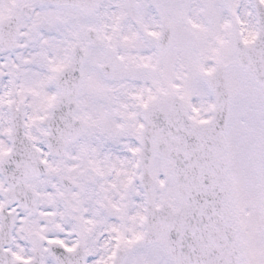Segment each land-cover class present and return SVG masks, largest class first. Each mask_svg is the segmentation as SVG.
Wrapping results in <instances>:
<instances>
[{
    "label": "snow or ice",
    "instance_id": "1",
    "mask_svg": "<svg viewBox=\"0 0 264 264\" xmlns=\"http://www.w3.org/2000/svg\"><path fill=\"white\" fill-rule=\"evenodd\" d=\"M0 264H264V0H0Z\"/></svg>",
    "mask_w": 264,
    "mask_h": 264
}]
</instances>
